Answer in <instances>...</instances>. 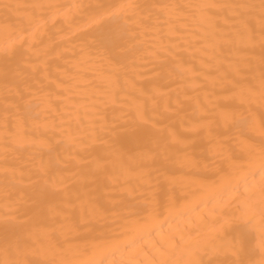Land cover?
Masks as SVG:
<instances>
[{"label":"bare ground","instance_id":"1","mask_svg":"<svg viewBox=\"0 0 264 264\" xmlns=\"http://www.w3.org/2000/svg\"><path fill=\"white\" fill-rule=\"evenodd\" d=\"M0 264H264V0H0Z\"/></svg>","mask_w":264,"mask_h":264}]
</instances>
